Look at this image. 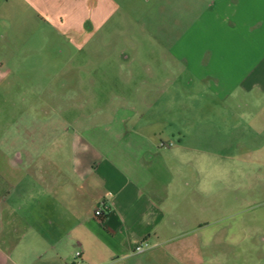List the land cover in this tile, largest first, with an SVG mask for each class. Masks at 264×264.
Wrapping results in <instances>:
<instances>
[{"label":"crops","instance_id":"1","mask_svg":"<svg viewBox=\"0 0 264 264\" xmlns=\"http://www.w3.org/2000/svg\"><path fill=\"white\" fill-rule=\"evenodd\" d=\"M120 6L118 0H0V27H21L24 13L28 21L43 18L49 27L90 29L106 25L107 20L100 19L113 17ZM181 9L196 17L190 27H229V43L248 49L237 66L210 67L222 81L210 92L224 96L242 84L244 91L264 95V0H190ZM132 62L125 55L117 60L122 66ZM146 64L153 72V62ZM2 65L0 56V84ZM171 71L175 80L167 76L156 95L169 101L159 109L154 104L107 103L96 111H108L106 119L67 122L63 133L68 135L75 123L78 129L67 142L64 135L50 140V145L59 146L56 154H6L0 163V264L224 263V252L214 249L223 248V229L209 231L215 219L194 222L177 212L184 194L190 195L196 186L192 170L181 167V145L187 136L178 130L176 144L162 146L170 140L165 131L174 137L169 129L180 118L179 93L167 85L180 79L189 88L194 77L207 70L192 58ZM28 104L31 118L37 116L38 106ZM66 143L69 152H64ZM103 200L109 209L97 218L95 208ZM144 239L150 249L133 254Z\"/></svg>","mask_w":264,"mask_h":264},{"label":"rangeland","instance_id":"2","mask_svg":"<svg viewBox=\"0 0 264 264\" xmlns=\"http://www.w3.org/2000/svg\"><path fill=\"white\" fill-rule=\"evenodd\" d=\"M189 1L118 0L117 14L102 17L106 25L90 29L49 27L43 18L28 21L24 13L21 27H0L5 73L0 84V163L9 153L56 154L59 146L50 140L65 136L67 142L78 127H69L67 135L66 123L79 117L90 124L106 119L108 111H96L107 103L154 104L159 109L169 101L156 95L167 76L175 80L171 69L197 58L207 72L194 77L191 87L184 88L180 79L167 85L179 93L180 118L169 129L174 137L165 131V138L170 136L168 143L174 146L179 131L187 136L181 167L192 170L196 185L190 195L184 194L177 212L194 222L215 219L209 231L223 229V248H214L224 252L223 264H264V95L244 91L242 84L224 96L210 92L222 83L210 67L237 66L248 49L229 43V27H190L196 17L181 9ZM122 55L133 62L120 65ZM148 62L154 64L151 73ZM28 103L38 106L37 116L31 118ZM32 140L42 143L32 145ZM64 146L69 152L70 144Z\"/></svg>","mask_w":264,"mask_h":264},{"label":"built area","instance_id":"3","mask_svg":"<svg viewBox=\"0 0 264 264\" xmlns=\"http://www.w3.org/2000/svg\"><path fill=\"white\" fill-rule=\"evenodd\" d=\"M173 146V143H162V146ZM109 207L106 200L101 201L95 208V216L97 218H101L107 211ZM151 247V244L148 240L144 239L141 242H139L133 249V254H142L149 250ZM80 253H77L79 255Z\"/></svg>","mask_w":264,"mask_h":264}]
</instances>
